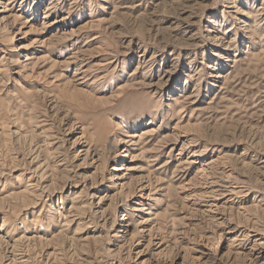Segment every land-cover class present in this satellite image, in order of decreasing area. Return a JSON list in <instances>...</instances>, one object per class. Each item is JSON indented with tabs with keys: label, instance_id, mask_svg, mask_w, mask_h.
<instances>
[{
	"label": "rangeland",
	"instance_id": "rangeland-1",
	"mask_svg": "<svg viewBox=\"0 0 264 264\" xmlns=\"http://www.w3.org/2000/svg\"><path fill=\"white\" fill-rule=\"evenodd\" d=\"M0 264H264V0H0Z\"/></svg>",
	"mask_w": 264,
	"mask_h": 264
}]
</instances>
